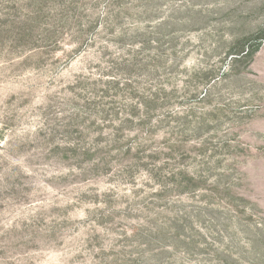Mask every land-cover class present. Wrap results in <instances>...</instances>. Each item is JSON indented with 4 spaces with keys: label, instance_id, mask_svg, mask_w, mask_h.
Segmentation results:
<instances>
[{
    "label": "rangeland",
    "instance_id": "rangeland-1",
    "mask_svg": "<svg viewBox=\"0 0 264 264\" xmlns=\"http://www.w3.org/2000/svg\"><path fill=\"white\" fill-rule=\"evenodd\" d=\"M0 264H264V0H0Z\"/></svg>",
    "mask_w": 264,
    "mask_h": 264
}]
</instances>
